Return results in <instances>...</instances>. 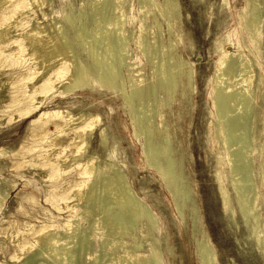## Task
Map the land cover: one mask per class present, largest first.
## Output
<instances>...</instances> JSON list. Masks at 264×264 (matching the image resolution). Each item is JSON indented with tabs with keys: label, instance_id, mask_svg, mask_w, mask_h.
<instances>
[{
	"label": "rangeland",
	"instance_id": "obj_1",
	"mask_svg": "<svg viewBox=\"0 0 264 264\" xmlns=\"http://www.w3.org/2000/svg\"><path fill=\"white\" fill-rule=\"evenodd\" d=\"M15 1L11 0L9 1L10 3H6L0 9V15L7 12L11 13V5ZM92 1L45 0L41 8L35 4H27L29 2L24 0L25 6H19L16 9L17 13L14 16V21L37 19L38 22H52L53 19L57 20V17L63 15L64 9L70 11L68 13L69 19L64 26L67 28V25H69L66 30L67 36L74 45V48H76L78 63H87L91 75H94L99 64L105 61L104 69L110 74L107 81H109V88H112V90L109 88L106 90L103 87L105 83L103 81V84L101 82L97 84L86 83L81 89L75 88L70 92L63 93V95L60 94V88H62L63 84L68 83L69 75L72 73L73 68L69 67L65 63V60H62L55 63V66H51L50 70H41L38 67L39 60L33 57L28 47L25 48L26 46L23 44L25 42V38L21 34L23 25L17 29L10 28L6 39L0 42V53H2L0 54V154H5L4 156H0V195L7 192L0 204V264H28L26 257L32 251H40V254L36 256L34 264L48 263V261H51L49 264H54V262L55 264H62V262L63 264H73L70 258H68L65 249L77 239L76 233L80 234L79 231L86 230L90 231L92 238H90L88 249L92 255L99 252V254L101 253L104 256V259L107 258L105 261L103 259V264H131L127 262L129 261L127 257L131 254L141 255L142 264H151L149 255H152V251H157L160 254L161 264H201L200 258L204 247L203 244L207 241V238L211 243V249L214 251L215 262L217 264H264V251H262L264 250L262 248L264 247V238H261V242L257 239L259 235L261 236V230L264 227V186L262 183L264 181L263 0H259L260 8L254 12L256 13V22L259 24L261 30V32L260 30L258 31V34L259 32L260 34L257 35L256 40L250 37V28H247V23L243 19V12H241V10L243 11L246 8L247 0H176L178 3L179 21L173 24L171 29H168L166 18L161 17L158 10V7H162L163 0H153L156 7L154 6L155 8L153 7L151 12L147 14V23L143 29L139 28L140 22L138 16L140 9L149 8L147 4H135L137 0H121L118 2L120 8L113 6L107 12L108 20H101L97 25L92 22L93 20L90 22L89 19L93 18L89 14H86L87 12H91L90 9L95 2ZM212 6L214 8H210ZM120 14H122V17L118 18V22H115L116 15L119 16ZM10 15H6L4 19L7 20ZM82 15L89 16L90 18H87L86 21ZM218 18L221 19L219 20ZM12 19L11 17L9 20ZM243 20L246 23V28L243 26ZM112 21L113 23H111ZM89 26L90 29L88 28ZM82 28L85 29L83 30ZM244 28L247 32H244ZM78 29L81 31H77ZM237 29H240L239 32ZM177 30L181 32L182 37L180 43L177 42L172 51H170L168 59L173 63L177 62L178 65L173 68H168L165 65L158 74L153 71L150 64L146 61L145 55L147 51L141 50L140 45H146L147 42L151 41H156L158 44L161 42L169 44L170 41L177 39L179 34ZM79 32L82 33L80 34ZM226 33H229L228 36H226ZM83 34L91 35H85L86 38H84ZM81 35H83V38ZM122 36L127 38V43L123 48H120L118 47L117 39L119 40ZM76 37L79 38L77 39ZM108 37H113L116 39V42L113 45L108 44ZM247 37L250 43H248ZM83 39L86 41H83ZM219 41L223 42V46H226L225 49L227 50H241L251 65H249L248 73L240 77L241 67L239 62L237 61L231 66L233 68L232 72H235L234 74L232 73L234 79L241 78L238 81L239 83L234 85L233 92L230 94L231 98L233 97L232 104L234 105L232 115L240 116L247 107L251 108L253 113L251 135L252 145L256 154L251 158L246 151L244 164L241 159L236 161V159H230L228 156L227 152L229 150L238 147L237 143L233 141L235 138L223 141L220 144L222 140L216 139L214 135L213 125L215 123L213 122L218 120L219 113L214 105L216 100L211 93L212 86L209 83V79L217 72L216 59L219 58L218 53H220V48H218L220 43L217 42ZM227 41H230V43H227ZM20 43L22 46L20 51L24 50L21 53L19 51V55L17 47H19ZM234 43L237 48L234 46ZM250 45H257L256 49L254 46L252 49ZM215 46L216 50L213 48ZM88 47L94 49L90 48L88 50ZM254 49L258 50L255 51ZM90 54L93 55L91 56ZM148 54L150 55L149 51ZM258 55L259 57H257ZM133 56L134 59H132ZM214 60H216L215 64ZM136 61H140L143 64L140 69L141 76L145 86L148 84L147 87L150 91L152 103L151 111L145 115L148 123L145 128L140 127L138 120L135 118L136 114L141 112L140 108L137 107V95L134 92L135 86L132 81L135 65L131 63ZM117 62L122 65H118ZM190 63L191 67L189 66ZM137 65L141 64L138 63ZM92 66H96L97 68L93 69ZM184 68L186 69L185 71ZM57 70H60V76L55 74ZM37 71H40V75ZM178 72H182L181 75ZM63 75H65V79H63ZM249 75L251 77L247 85L244 80ZM57 76L62 79L60 78L59 80ZM168 76H172V79H168ZM229 79L231 80L228 77L226 81H229ZM45 84H50V86L48 87ZM237 86L241 88H237ZM248 88L252 90L250 96L244 95V91ZM45 94L47 95L45 96ZM16 95L19 96L18 101L15 100ZM134 99L135 101H133ZM32 100L34 103L31 102ZM130 106L133 109H130ZM237 106L239 107L238 110L236 109ZM27 110L31 111L24 114ZM130 110H133L134 113ZM54 111H64V113L70 111L75 115L80 112H87L89 114L87 120L91 117H97L98 122L91 133L85 136V140L83 141V145H85H82V148L81 146L79 148L78 145L69 144L77 136L78 128L81 124H75V126L73 125L74 127L70 126L67 130L60 129L61 131L57 133L60 128L57 125L61 119L60 117L55 118V116H51ZM40 112H48V114L41 116L42 113ZM39 117L40 119L38 120ZM261 124L263 125L261 126ZM102 128H105L104 142L101 141L100 137V130ZM40 131L43 134L45 132L44 136H49L46 140L47 142L41 143L40 137L42 134ZM133 136L134 138H132ZM55 143L57 145L53 147ZM50 146L52 147L50 148ZM75 147L80 150H77ZM165 147H167V150ZM144 149L146 150L145 152L143 151ZM44 152L46 155L42 154ZM105 152L109 153L106 154L108 157L105 156ZM145 153L148 155L150 163L147 161ZM78 154L79 156H77ZM143 154L144 157H142ZM55 156L57 157L56 159ZM152 156L156 164L153 163ZM225 156L228 157L226 158ZM144 158L146 159L144 160ZM249 160H251L252 164ZM172 161V170L170 172L167 171L168 175L165 167ZM144 162H147V164ZM67 163L68 165L65 166ZM87 163L89 164L87 165ZM104 163H112L115 168L117 167L121 170L124 185L129 187L139 199L138 202L141 201L143 204L141 205L140 202L138 205H135L136 203L133 204L131 211L139 208V213L146 217L144 218L140 214L139 217L141 218L131 217L120 229L121 234L117 237V241H115L116 234L114 231L102 227L94 211L86 213L82 210L84 200H79L76 195L77 188L74 189L78 187L80 181L94 179V176L96 177L99 174V168ZM165 163H167L166 166ZM235 164L247 168L251 167V176L248 181H244L237 174L234 167ZM89 165H93L92 171L88 170ZM147 166L149 167L147 168ZM151 169L155 170V172ZM217 171L222 173L224 186L228 196H230L229 198H231L230 202L233 213L229 211L228 215L221 208L222 201L218 191V182H216L217 176H215L218 173ZM109 173L112 172L109 171ZM231 180L235 181L238 184H236L237 186L249 183L253 184V187H256L259 203L253 209L254 212L252 210L249 211L252 192L240 194L241 199H243V205L245 204V211L246 213L248 212L246 215L249 216L248 218L243 216L239 208V211L237 210L238 203L236 202V194ZM184 190H187V195L181 196L180 194ZM248 195L251 196L248 197ZM192 203H194V207H191ZM140 206H143L144 211L149 209L152 214L151 216L155 220V225H153L155 228L151 226V220L142 211L143 209H140ZM250 212L253 214L249 215ZM73 215L76 217L73 218ZM54 216L61 219H69L71 226L63 227L62 223L56 220ZM77 216H80V219ZM241 216L244 218H240ZM255 217L258 218L257 221ZM147 218L149 220L148 223ZM249 218L251 219L249 220ZM136 219L140 221H136ZM241 220L243 221L242 223ZM50 223H53L66 236L65 241L62 242L63 244L61 243L59 255L55 256L57 259L50 255L46 248L37 245L32 248L33 250H29V252L23 255L28 250H21L19 247L20 243L26 239H31L32 234L39 226ZM30 224L33 225V228L30 231H26V225ZM146 224L147 226L148 224L151 226L150 229L149 226L146 227ZM247 225H249V228H247ZM255 225L257 228H255ZM73 228L76 231L74 234L70 232ZM19 231H23L24 233L20 234ZM250 231L252 234L254 233L253 236ZM109 237L111 238L108 241ZM253 240H255L254 243ZM137 243H141V245H138L140 246L138 248L136 247ZM149 243L151 246H149ZM254 244L257 246L262 244V246H258L261 250ZM152 246L154 247L152 248ZM259 251H261V255H258ZM148 257L150 260H146Z\"/></svg>",
	"mask_w": 264,
	"mask_h": 264
},
{
	"label": "bare ground",
	"instance_id": "obj_2",
	"mask_svg": "<svg viewBox=\"0 0 264 264\" xmlns=\"http://www.w3.org/2000/svg\"><path fill=\"white\" fill-rule=\"evenodd\" d=\"M9 1L11 0H0V9L6 4V3H10ZM29 2L27 4H35L36 6L38 7H41L43 6L45 0H26V2ZM95 1L93 3V6L92 8L90 9L91 12L90 13H86V14H89L91 18L93 19H89L90 17L88 16H84L85 17V20L87 21V18L90 20H93L92 22L94 24H99L101 22V20H108V14L107 12L109 10H111V8L114 6H117V8H120V4L118 2H120L121 0H93ZM92 1V2H93ZM135 1V0H134ZM224 1V0H223ZM244 1V0H243ZM264 2V0H263ZM90 3V2H89ZM142 4L144 5L147 4L149 6V8L147 9V7L143 8L142 10L140 9V13H139V16H138V20L140 22V27L141 29L145 28V24L147 23V14H149L152 10V8L155 6V3L153 0H137V2L135 4ZM215 3V2H214ZM213 3V4H214ZM211 4V3H210ZM218 4V3H217ZM216 4V5H217ZM130 5V4H129ZM212 5V4H211ZM210 5V6H211ZM246 5V3H245ZM21 7V6H25V3H24V0H16L12 5H11V13L7 12V13H3L0 15V42L5 40L6 37H7V34H8V30L10 28H18L20 26H22V29H21V34L24 36L25 38V42L23 43L28 49L30 50V53L33 57H35L38 61V64L40 67L41 70H44L45 69H51L50 67L51 66H55L54 64L59 62V61H62V60H65V63L70 67L73 68V71L72 73L69 75V80H68V83L66 84H63L62 88H60V94L63 95V93L65 92H70L72 91L73 89L75 88H82L85 86L86 83H92V84H97L98 82H105L103 85V87H105L106 90H108V88L110 87V85L108 84L109 81H107V78L110 74H108L109 72L106 71L104 69V63L105 61H103L102 63L99 64V67L97 70H95V74L91 75V71L89 70V65L86 63V64H79L78 61H77V58H76V48H74V45L72 44V42L69 40L68 36H67V28L69 27V25H67L68 27L65 28V24L67 23V20L69 19L68 17V13L70 11H67L64 9L63 11V15L62 16H59L57 17L58 19H53L52 22H49V21H44V22H38L37 19H29L28 21H25V20H16L14 21L15 19V14L17 13L16 9L18 7ZM88 6V5H87ZM214 6V5H213ZM210 7V8H216V6L214 7ZM225 6V5H224ZM29 7V6H28ZM156 7V6H155ZM154 7V8H155ZM226 7H227V4H226ZM138 8V7H137ZM243 8V7H242ZM241 8V9H242ZM260 8V3H259V0H247V6L245 8V10H241V12H243V19L246 21L247 23V28L249 27L250 28V32H251V38L252 39H255L256 40V37H258L257 35L260 34L261 30H260V27H259V24L256 22V17H255V14L254 13L257 9ZM29 9V8H28ZM80 9V8H79ZM41 10V9H40ZM89 10V11H90ZM155 10V9H154ZM158 10L160 12V15L161 17H165L166 21H167V25H168V29H171L173 24L175 23H178L179 21V12H178V3L176 0H163V4H162V7H158ZM212 10V9H211ZM24 11V10H23ZM39 11V10H38ZM215 11H217V9H215ZM129 12V11H128ZM212 12V11H211ZM218 12V11H217ZM77 13V12H76ZM240 13V12H239ZM10 15V17L5 20L4 18L6 17V15ZM74 14V13H72ZM85 14V12H84ZM92 14V15H91ZM119 14V13H118ZM159 14V13H158ZM215 14V13H214ZM213 14V15H214ZM58 15V13H57ZM13 18L12 20H9L10 18ZM80 17V16H79ZM77 17V18H79ZM122 17V14H120L119 16L116 15V18H115V22H118V18H121ZM153 17V16H151ZM242 17V15H241ZM45 18V17H43ZM127 18V17H126ZM130 18V17H129ZM125 19V18H124ZM162 19V18H161ZM219 19V18H218ZM221 19V18H220ZM219 19V20H220ZM76 20V19H75ZM78 20V19H77ZM153 20V19H152ZM163 20V19H162ZM161 20V21H162ZM225 20V19H224ZM244 20L242 23H244ZM260 20V19H259ZM125 21V20H124ZM164 21V20H163ZM71 22V20H70ZM73 22V20H72ZM75 22V21H74ZM79 23V20L77 21ZM83 22V21H82ZM209 22V21H208ZM240 22V21H239ZM261 22V20H260ZM263 22V21H262ZM113 23V21L111 22ZM218 24V22H216ZM244 23V27H245V24ZM72 24V23H71ZM108 24V23H107ZM120 24V23H119ZM75 25V24H73ZM78 25V24H77ZM82 25V24H81ZM80 26V24H79ZM78 26V27H79ZM85 26V25H84ZM93 26V25H92ZM71 27V26H70ZM75 27L77 28V26L75 25ZM83 27V26H82ZM90 29V26L88 27ZM107 28V27H106ZM159 28V27H158ZM165 28V27H164ZM246 28V27H245ZM244 28V32H247ZM81 29V28H80ZM83 30L85 28H82ZM96 29V28H94ZM110 29V28H108ZM158 30V29H157ZM235 30V29H233ZM238 30V29H237ZM240 30V29H239ZM238 30V32H239ZM243 30V29H241ZM248 30V29H247ZM260 30L259 34H258V31ZM77 31H81V30H77ZM178 31V37L177 39H174L172 41L169 42V44H164V43H160L158 44L156 41H151V42H147L146 45H140V48L141 50H146V61L150 64L151 68L153 69L154 72H161L160 70L162 68L165 67V65H167L168 68H173L175 67L177 64V62L173 63L172 61H170L168 59V56H169V53L170 51H172V49L175 47L176 43L179 42L180 43V40H181V37L182 35L180 34L181 32L179 30ZM83 32V31H82ZM81 32V33H82ZM87 32V31H85ZM104 32V31H103ZM152 32V31H150ZM229 32V31H227ZM80 33V32H79ZM80 33V34H81ZM89 33V31H88ZM91 33H92V30H91ZM117 33V32H116ZM121 33V32H120ZM225 33V32H224ZM223 33V35H224ZM77 35V33H75ZM119 34V33H118ZM125 34V33H124ZM133 34V33H132ZM131 34V36H132ZM141 34V33H140ZM176 34V33H175ZM228 36L229 33H226ZM245 34V33H244ZM243 34V35H244ZM75 35V36H76ZM84 36L85 35H89V34H83ZM81 35V37L83 36ZM91 35V34H90ZM89 35V36H90ZM93 35V34H92ZM120 35V34H119ZM137 36V34H135ZM146 35V33H145ZM144 35V36H145ZM248 35V34H247ZM80 36V35H79ZM88 36V37H89ZM135 36V37H136ZM139 36V35H138ZM153 36V35H151ZM174 36V34H173ZM225 36V38H226ZM234 36V35H233ZM237 36V35H236ZM103 37V36H102ZM142 37V36H141ZM77 38V37H76ZM75 38V39H76ZM79 38V37H78ZM77 38V39H78ZM83 38V37H82ZM82 38H80L82 40ZM86 38V36L84 37ZM138 38V37H137ZM136 38V39H137ZM150 38V37H149ZM223 38V37H222ZM231 38H232V35H231ZM248 38V37H247ZM246 38V39H247ZM155 39V38H154ZM221 39V38H219ZM20 40V39H19ZM93 40V39H92ZM177 40V41H176ZM228 40V39H226ZM230 40V38H229ZM243 40V39H242ZM248 40V43L249 42V38L247 39ZM258 40V39H257ZM16 41V40H15ZM14 41V42H15ZM83 41H86L83 39ZM91 41V40H89ZM107 41H108V44L110 45H113L115 42H116V39H114L113 37H108L107 38ZM224 41V39H223ZM18 42V41H17ZM92 42V41H91ZM230 43V41H227V43ZM234 42V41H233ZM254 42V41H253ZM22 43V41H21ZM21 43L19 44V47H17L18 49V54H19V51L21 49ZM82 43V42H81ZM80 43V44H81ZM84 43V42H83ZM100 43V41H99ZM117 43H118V47L120 48H123L126 43H127V38L122 36L121 38H119V40L117 39ZM134 43V41H133ZM217 43H220L219 44V47L220 50L218 53L219 54V58L214 60V64H215V61L217 63V72L209 79V83H211V93L213 95V97L215 98V108L217 110V112L219 113V118L218 120H216V122H213L215 123L213 126H214V135L216 137V139H220L222 140V142L220 144L223 143V141H227V140H232L233 138V141H235L238 145L237 148L233 149V150H229L227 153H228V156L229 158H233V159H236V161H238V159H241L243 164H244V157H245V152L250 155V157L252 158L256 152H255V149L253 148V145H252V135H251V130H252V125H253V113L251 111V108L247 107L246 110L240 115V116H234L232 115V113L234 112V105L232 104L233 101H232V98L230 96V94L233 92V87L234 85L237 83H239L238 81L241 79L239 78L240 76L244 75L245 73H248L249 71V62L247 61L246 59V55L241 52V50H237V51H231V50H227L225 49V47L223 46V42L219 41ZM244 43V42H243ZM16 44V43H15ZM86 44V43H84ZM87 44L89 45L88 41H87ZM86 44V45H87ZM140 44V43H139ZM153 47H152V45ZM235 44V43H234ZM233 44V45H234ZM242 44V43H241ZM255 44V42H254ZM83 45V44H82ZM91 45V44H90ZM95 45V44H94ZM97 45V44H96ZM103 45V44H102ZM217 45V44H216ZM227 45V44H226ZM246 45V44H244ZM92 46V45H91ZM218 46V45H217ZM236 47V44L234 45ZM251 46V45H250ZM254 48L256 49V46L257 45H253ZM253 46H251V48L253 49ZM87 47V46H86ZM191 47V46H190ZM229 47V46H227ZM232 47V46H230ZM234 47V48H235ZM243 47V45H242ZM89 48V49H88ZM87 49L90 50L91 47H88ZM117 48V47H116ZM139 48V47H138ZM215 48L216 50V46L213 47ZM217 48V50H218ZM237 48V47H236ZM91 49H94V48H91ZM229 49V48H228ZM248 49V48H247ZM254 49V50H255ZM24 50V49H23ZM21 50V51H23ZM213 50V51H215ZM234 50V49H233ZM258 50V49H257ZM255 50V51H257ZM20 51V53H21ZM148 51L150 53V55L148 54ZM93 52V51H92ZM216 52V51H215ZM248 52V51H247ZM90 53V52H89ZM2 54V53H0ZM4 54V53H3ZM15 54V53H14ZM124 54V53H123ZM20 55V54H19ZM30 55V54H29ZM87 55V54H86ZM91 56L93 54H90ZM120 55V54H119ZM126 55V54H125ZM256 55V54H255ZM90 56V57H91ZM198 56V55H197ZM217 56V55H216ZM87 57V56H86ZM122 57V56H121ZM124 57V56H123ZM259 57V55L257 56ZM18 58V57H17ZM94 58V57H93ZM98 58V57H97ZM118 58V57H116ZM15 59V58H13ZM21 59V58H20ZM31 59V58H30ZM29 59V60H30ZM91 59V58H90ZM134 59V56L133 58ZM23 60V59H22ZM136 60V58H135ZM18 61V60H16ZM92 61V60H91ZM118 61V60H117ZM119 61H121L119 59ZM239 62L240 64V75L238 78H235L233 77V73L232 70L233 68L231 67L233 64H235V62ZM255 61V60H254ZM132 62V61H131ZM251 62V61H250ZM64 63V62H63ZM92 63V62H91ZM94 63V62H93ZM138 63H140L141 65H137ZM181 63V62H180ZM256 63V61H255ZM117 64L119 65L120 63L117 62ZM133 65H135V68L133 70V75H132V81H133V85L135 86L134 88V92L136 93L137 95V107L140 108V113L139 114H136L135 118L138 120V125L140 127H147L148 123L146 121V117L145 115L151 111L152 109V103H151V100H150V91H149V88L147 87L148 84H144L143 80H142V76H141V68H142V63L139 61V62H133L131 63ZM122 65V64H120ZM191 65V63L189 64V66ZM258 65V64H257ZM63 66V65H62ZM180 66V64H179ZM237 66V65H236ZM251 66V65H250ZM93 69L96 67L92 66ZM191 67V66H190ZM36 68V67H34ZM71 68V69H72ZM97 68V67H96ZM186 68V67H185ZM184 68V71L186 70ZM189 68V67H188ZM235 68V67H234ZM38 69V68H37ZM118 69V68H117ZM181 69V68H180ZM179 69V70H180ZM237 69V68H236ZM113 70V69H112ZM111 70V71H112ZM43 71V72H44ZM47 71V70H46ZM216 71V69H215ZM33 72V71H32ZM35 72V71H34ZM38 74L40 73V71H37ZM36 72V74H37ZM51 72V71H50ZM66 72V70H65ZM120 72V71H119ZM183 72V71H182ZM182 72H178L179 75H181ZM31 73V71H30ZM42 73V72H41ZM93 73V72H92ZM195 73V72H194ZM193 73V74H194ZM233 73V74H232ZM25 74V73H24ZM32 74V73H31ZM54 74V73H53ZM56 75L60 76V70H57ZM62 74V73H61ZM159 74V73H158ZM184 74V73H183ZM256 74V73H255ZM35 75V73H34ZM40 75V74H39ZM122 75V74H121ZM186 75V74H184ZM211 75V74H210ZM57 76V77H58ZM62 76V75H61ZM67 76V75H66ZM115 76V75H114ZM187 76V75H186ZM185 76V77H186ZM236 76V75H235ZM253 76V75H252ZM30 77V76H29ZM34 77V76H33ZM56 77V79H57ZM65 75H63V79ZM116 77V76H115ZM170 77V78H169ZM172 76H168V79H172L171 78ZM231 78V80L229 79V81L226 79L227 78ZM250 75L248 76L247 79H245L244 81L246 82V84L248 85L249 82H250ZM32 78V76H31ZM59 78V77H58ZM61 78V77H60ZM59 78V80H60ZM112 78V77H111ZM122 78V76H121ZM126 78V77H125ZM209 78V77H208ZM233 78V79H232ZM62 79V78H61ZM154 79V77H153ZM115 80V79H114ZM119 80V79H118ZM207 81V80H206ZM205 81V82H206ZM27 82V81H25ZM32 82V81H31ZM65 82V81H64ZM112 82V81H111ZM243 82V81H242ZM29 83V82H28ZM63 83V82H62ZM114 83V82H113ZM112 83V84H113ZM100 84V83H99ZM121 84V83H119ZM46 85V84H45ZM60 85V84H59ZM114 85V84H113ZM112 85V86H113ZM189 85V83H188ZM46 86H50V84H47ZM101 86V85H100ZM185 86V85H184ZM243 86V85H242ZM258 86V85H257ZM56 87V86H55ZM60 87V86H59ZM114 87V86H113ZM151 87V86H150ZM156 87V85H155ZM192 87V86H191ZM240 87V86H239ZM237 86V88H239ZM255 87V86H254ZM11 88V87H10ZM236 88V87H235ZM241 88V87H240ZM110 90H112V88H109ZM164 89V88H163ZM168 89V88H167ZM53 91V90H52ZM114 91V90H113ZM128 91V90H127ZM163 91V90H162ZM252 90L251 89H246L244 91V95H247V96H250L251 95V92ZM132 92V91H131ZM157 92V90H156ZM165 92V91H164ZM180 92V91H179ZM190 92V91H189ZM240 92V91H239ZM50 93V92H49ZM163 93V92H162ZM48 94V93H47ZM45 94V96L47 95ZM59 94V95H60ZM129 94V93H128ZM131 94V93H130ZM158 94V93H156ZM168 94V93H167ZM172 94V93H171ZM26 95V94H25ZM58 95V94H57ZM39 96H42V95H39ZM122 96V94H121ZM129 96V95H128ZM168 96V95H167ZM252 97V96H251ZM124 98V97H123ZM133 98V97H132ZM131 98V100H132ZM130 99V97H129ZM162 99V98H161ZM211 99V97H210ZM250 99V98H249ZM16 101L19 100V96L16 95V98H15ZM121 100L124 101V99L121 98ZM126 100V99H125ZM154 100V99H153ZM159 100V99H158ZM135 101V99L133 100ZM33 102V100L31 101ZM161 102V101H160ZM236 102V101H235ZM252 102V101H251ZM254 102V101H253ZM34 103V102H33ZM126 103V101H125ZM132 103V102H130ZM129 103V104H130ZM157 103V101H156ZM40 104V103H39ZM135 104V103H134ZM250 105H254V104H250ZM249 105V106H250ZM39 106V105H38ZM134 107V106H133ZM129 108V107H128ZM132 108V106H130V109ZM135 108V107H134ZM214 109V107H212ZM211 108V109H212ZM238 106H237V110H238ZM253 108V107H252ZM33 109V108H32ZM133 109V108H132ZM255 109V108H254ZM206 110V109H205ZM31 110H27L25 113H28L30 112ZM128 111V110H127ZM126 111V112H127ZM131 112L133 110H130ZM209 111V110H208ZM207 111V112H208ZM214 111V110H213ZM42 113V112H40ZM134 113V111H133ZM48 112H44L41 114V116H44V115H47ZM208 114V113H207ZM215 114V113H214ZM21 115V114H20ZM40 116V117H41ZM50 116V114H49ZM48 116V117H49ZM51 116H55L56 117H60V121H59V124L57 126H59V130L57 131V133H59L61 130L60 129H68V127L72 126L74 127L75 124H81L79 126V130H78V134L75 138H73L71 141H70V145H78L79 148L81 146L82 148V145H83V141L85 140V136L89 135L91 133V131L94 129V126L96 125V123L98 122L97 120V117H91L87 120V118L89 117V114L87 112H80L79 114L75 115L73 114L72 112L68 111V112H61V111H54ZM95 116V114H94ZM131 116V115H130ZM133 116V115H132ZM40 117L38 118V120L40 119ZM47 117V116H46ZM58 119V118H57ZM55 120V119H54ZM150 122V120H149ZM55 123V122H53ZM56 124V123H55ZM53 124V125H55ZM132 124V123H131ZM74 125V126H73ZM263 124H261L262 126ZM260 126V127H261ZM264 126V125H263ZM41 127V126H39ZM56 127V126H55ZM101 127V126H100ZM152 127V126H151ZM150 127V128H151ZM49 128V127H48ZM58 128V127H57ZM132 128V127H131ZM142 128V129H143ZM263 128V127H262ZM44 130V129H43ZM49 130V129H48ZM55 130V129H54ZM45 131V130H44ZM133 131V130H132ZM156 131V129H155ZM41 132V131H40ZM147 132V131H146ZM254 132V131H253ZM37 133V131H36ZM39 133V132H38ZM56 133V132H55ZM54 133V134H55ZM140 133V132H139ZM42 134V135H41ZM41 137H40V140H41V143L45 142L49 136H44V134L41 132ZM52 134V133H51ZM62 134H63V131H62ZM146 134V133H145ZM253 134V133H252ZM53 135V134H52ZM60 135V134H59ZM164 135V134H163ZM262 135V134H261ZM138 136V135H137ZM146 136V135H144ZM100 137H101V141L104 142V139H105V128H102L100 130ZM214 137V136H213ZM134 138V136L132 137ZM51 139V138H50ZM142 139V137H141ZM145 139V138H144ZM167 139V138H166ZM136 140V139H135ZM147 140V139H146ZM168 140V139H167ZM47 142V141H46ZM262 142V141H261ZM101 143V142H100ZM148 143V142H147ZM156 143V142H155ZM257 143V142H256ZM255 143V144H256ZM146 144V143H145ZM57 144H53V147H55ZM85 145V144H84ZM83 145V146H84ZM143 145V144H142ZM258 145V143H257ZM256 145V146H257ZM225 146V145H223ZM259 146V145H258ZM257 146V147H258ZM52 146H50L51 148ZM68 147V146H67ZM144 147V146H143ZM255 147V146H254ZM260 147V146H259ZM57 148V147H56ZM76 148V147H75ZM112 148V146H111ZM166 150H167V147H165ZM164 148V149H165ZM225 148V147H224ZM233 148V147H232ZM54 149V148H53ZM52 149V150H53ZM77 149V148H76ZM84 149V148H83ZM147 149V148H146ZM151 149V148H150ZM77 150H80V149H77ZM109 150V149H108ZM142 150V149H141ZM154 150V149H153ZM169 150V149H168ZM4 151V150H3ZM1 151V152H3ZM68 151V150H67ZM144 152L146 151L145 149L143 150ZM150 151V150H149ZM225 151V150H224ZM15 152V151H14ZM78 152V151H77ZM90 152V151H89ZM109 152V151H108ZM108 152H105V156H107L106 154H109ZM80 153V152H79ZM92 153V151H91ZM42 154H45L42 153ZM61 154V153H60ZM77 154V153H76ZM90 154V153H89ZM94 154V153H93ZM112 154V153H111ZM142 154V153H141ZM149 154V153H148ZM152 154H154V152H152ZM167 154V153H166ZM4 156L5 154H0V156ZM46 155V154H45ZM150 155V154H149ZM226 155V154H225ZM247 155V156H248ZM61 156V155H60ZM79 156V154L77 155ZM148 155H146L145 153V157L148 159L147 157ZM227 156V157H228ZM81 157V156H80ZM91 158V156H89ZM108 157V156H107ZM142 157H144V154L142 155ZM165 157V156H164ZM167 157V156H166ZM171 157V156H170ZM226 157V156H225ZM226 157V158H227ZM57 157L55 156V159ZM106 158V157H105ZM144 158V160L146 159ZM155 158V156H154ZM225 158V159H226ZM249 158V156H248ZM72 159V158H71ZM77 159V158H76ZM107 159V158H106ZM142 159V158H141ZM152 159H153V156H152ZM222 159V158H221ZM250 159V158H249ZM75 160V159H74ZM108 160V159H107ZM172 160V159H171ZM68 161V160H66ZM147 161H149L150 163V160L148 159ZM157 161V160H156ZM91 162V161H89ZM143 162V161H142ZM152 162V161H151ZM167 162V161H166ZM227 162V160H226ZM249 162H251V160H249ZM147 164V162H144ZM148 163V164H149ZM153 163H154V159H153ZM168 163V162H167ZM165 163V166L166 164ZM89 163H87L88 165ZM156 164V162L154 163ZM250 164V163H249ZM252 164V162H251ZM250 164V166H251ZM255 164V163H254ZM262 164V163H261ZM68 163L65 165L67 166ZM98 165V164H97ZM152 165V164H151ZM149 165V166H151ZM172 165H173V161L172 162H169L168 166L165 167V171L167 173L170 172L172 170ZM236 165V164H235ZM235 169L237 171V174L242 177V179L244 181H248L250 176H251V170L245 166H240V165H236ZM259 165V164H258ZM143 166V165H142ZM146 166V165H145ZM147 166V168L149 167ZM228 166V164H227ZM248 166V165H247ZM262 166V165H261ZM153 167V165H152ZM215 167V166H214ZM223 167V166H222ZM146 168V167H145ZM216 168V167H215ZM263 168V167H261ZM61 169V168H60ZM155 169V168H153ZM52 170V169H51ZM88 170L89 171H92L93 170V165H89L88 166ZM152 170V169H151ZM157 170V169H155ZM155 170L153 172H155ZM224 170V169H223ZM53 171V170H52ZM51 171V173H52ZM99 174L95 177L94 176V179H91V180H82L80 181V184L78 185V187H75L74 189H76V195L77 197L80 199H83L84 200V204H83V207H82V210L85 211L86 213L87 212H90V211H94V214L96 215V217L98 218V221L99 223L101 224L102 227H106V228H109L110 230L114 231V233L116 234V239L115 241H117V237L120 236L121 234V228L124 226V224L130 220L131 217H139V208L135 209V211H131V207L133 206V204L135 205H138V203L140 202L141 205L142 202L139 201L138 202V198L133 194V192L131 191V189H129V187H127L126 185H124V182H123V176H122V172L119 168H115L114 164L112 163H104L102 164V167L99 168ZM112 172V173H109ZM234 171V170H233ZM262 171V169H261ZM88 172V171H87ZM156 172H159V171H156ZM215 172V171H214ZM218 172V171H217ZM216 172V173H217ZM230 172V171H229ZM83 173V172H82ZM160 173V172H159ZM165 174V173H164ZM168 174V173H167ZM172 174V172H171ZM236 174V173H235ZM85 175V174H84ZM83 175V177H84ZM161 175V174H160ZM163 175V174H162ZM169 175V174H168ZM230 175V174H229ZM254 175V174H253ZM261 175V174H260ZM49 176V175H48ZM217 185H218V191L220 193V196H221V201H222V210L223 212L227 215H228V212L230 211L231 213L232 212V206H231V198H229L230 196H228V193H227V190L224 186V180H223V176H222V173L218 172L217 175ZM93 177V176H92ZM168 177V176H167ZM228 178V176H226ZM263 177V176H262ZM176 178V177H175ZM238 178V177H237ZM177 179V178H176ZM236 179V178H235ZM214 180V179H213ZM262 180V179H261ZM264 180V179H263ZM167 181V180H166ZM232 181V180H231ZM126 182V181H125ZM228 182V181H227ZM174 183V182H173ZM229 183V182H228ZM247 183V182H246ZM263 183V186H264V181H262ZM227 184V183H226ZM232 184H233V188H234V191H235V194H236V202L238 203V207H237V210L239 211L240 209V212L243 214L244 217H249V216H246L247 213L245 211V204L243 205V199H241L240 197V194L241 193H247V192H252V198H251V205H249L248 209L249 211L253 209H255L258 205V193L256 192V187H253L251 184L247 183L246 185H243L242 186H237L238 184L235 183V181H232ZM237 184V185H236ZM245 184V183H244ZM255 184V183H254ZM229 185V184H228ZM262 185V184H261ZM167 187V186H166ZM174 187V186H173ZM176 187V186H175ZM231 188V186H229ZM169 190V189H168ZM174 190H176L174 188ZM232 190V189H230ZM264 190V189H263ZM178 192V191H177ZM7 192L3 193L2 195H0V204L2 203L4 197L6 196ZM264 194V193H263ZM75 195V194H74ZM75 195V196H76ZM181 196H185L187 195V190H184L181 194ZM246 196V195H245ZM251 196V195H250ZM248 195V197H250ZM235 197V196H234ZM233 198V197H232ZM247 200V199H246ZM81 201V200H80ZM83 202V201H82ZM235 202V203H236ZM246 202V201H245ZM78 203V202H77ZM248 203V202H246ZM3 205V204H2ZM78 205V204H76ZM145 205V204H144ZM235 205V206H237ZM248 205V204H247ZM63 206V205H62ZM234 206V207H235ZM75 207V206H74ZM137 207V206H135ZM141 207V206H140ZM143 207V206H142ZM140 208L141 210L143 208ZM191 207H194V203H192V206ZM264 207V206H263ZM2 208V207H1ZM239 208V209H238ZM262 208V207H261ZM134 209V208H133ZM247 209V211H248ZM79 210V209H78ZM81 210V211H82ZM75 211V210H74ZM144 211V209L142 210ZM177 211V210H176ZM79 212V211H78ZM77 212V214H78ZM146 213V216L151 220L152 224L151 226L155 225V220H154V217L151 216V212L149 211V209L145 210L144 211ZM142 212V213H144ZM175 212V211H174ZM254 212V211H253ZM257 213V211H255ZM81 213V212H80ZM241 213H239L241 215ZM252 212H250L249 215H251ZM253 214V213H252ZM83 215H84V212H83ZM94 215V216H95ZM142 217L146 218L145 216H143V214H140ZM145 215V214H144ZM193 215V214H192ZM226 215V216H227ZM230 215V213H229ZM262 215V214H261ZM90 216V215H89ZM255 216V215H254ZM253 216V217H254ZM76 217L73 215V218ZM79 217L80 219V216H77ZM232 217V216H231ZM244 217H240V218H244ZM252 217V218H253ZM257 217H259V215H257ZM257 217H255V220L257 221ZM54 218L56 220H59L60 223H62L61 225L63 227H66V226H71L70 224V220L69 219H65V218H57L54 216ZM92 218V217H91ZM141 218V217H139ZM143 218V219H144ZM148 218L146 219L147 220V223H148ZM251 218H249L250 220ZM74 220H77V219H74ZM135 220V219H134ZM229 220H231L229 218ZM254 220V222H256ZM262 220V218H261ZM79 221V220H77ZM136 221H140L138 219H136ZM245 221V220H244ZM32 222V221H31ZM92 222V221H91ZM94 222V221H93ZM95 222H96V219H95ZM150 222V223H151ZM231 222H233V220H231ZM243 221L241 220V223ZM248 220L245 222L247 224ZM136 223V222H135ZM249 223H252V222H249ZM248 223V224H249ZM257 223V222H256ZM235 224V223H233ZM237 225V224H236ZM254 225V224H252ZM260 225V224H259ZM145 226V225H144ZM149 226V224H148ZM147 224H146V227H148ZM149 226V229L150 227ZM245 226V225H244ZM249 228V225H247ZM26 231H30L32 228H33V225H26ZM86 227V226H85ZM136 227V226H135ZM154 227V226H153ZM246 227V226H245ZM253 227V226H252ZM262 227V226H261ZM129 228V227H128ZM131 228V227H130ZM155 228V227H154ZM255 228L256 225H255ZM63 229V228H62ZM68 229V228H67ZM85 229V228H84ZM93 230V228H91ZM252 229V228H251ZM250 229V230H251ZM261 229V228H260ZM71 230V229H70ZM96 230V229H95ZM100 230V229H99ZM148 230V229H147ZM153 230V228H152ZM158 230V229H157ZM65 231V230H64ZM155 231V230H154ZM249 231V230H247ZM253 231V229H252ZM261 236L259 235L258 236V240H260L261 242V238H264V227L263 229L261 230ZM20 232V231H19ZM18 232V233H19ZM23 232V231H22ZM22 232H20V234H23ZM72 234H74L76 231H75V228H73L71 231H70ZM101 232V231H100ZM130 232V231H129ZM256 232V231H254ZM27 233V232H26ZM80 234H77L76 235L78 236L77 239L74 241L73 237V243L70 244V246H68L66 249H65V252L68 254V258H70V260L72 261L73 264H103V262L107 259H104L103 255L99 252L96 253L95 255H92L89 251V243H90V238H91V234H90V231L89 230H86V231H79ZM134 233V232H133ZM140 233V232H139ZM251 233V231H250ZM65 233L62 234V231H60L59 228H57L53 223L51 224H47V225H41L39 226L35 232L32 234L31 236V239H26L24 241H22L20 243V248L21 250L25 251V250H28L26 252H24L23 255H25V253L29 252V250H33L32 248H34L35 245L37 246H43L44 248H46L50 255H52L53 257L59 255L60 251H61V243L63 241H65L66 239V236L64 235ZM70 234V235H72ZM124 234V233H123ZM153 234V233H152ZM158 234V233H157ZM254 234V233H253ZM253 234L251 233V235L253 236ZM15 235V234H14ZM17 235V234H16ZM142 235V234H141ZM248 235V234H247ZM98 236V235H97ZM126 236V235H125ZM143 236V235H142ZM108 237V236H107ZM152 237V236H151ZM248 237V236H247ZM255 237V236H254ZM71 238V237H70ZM104 238V237H103ZM111 237H109L108 241L110 240ZM131 238V236H130ZM144 238V237H143ZM251 238V237H250ZM16 239V238H15ZM69 239V237H68ZM71 239V240H72ZM92 239V238H91ZM101 239V237H100ZM105 239V238H104ZM119 239V238H118ZM135 239V238H134ZM247 239V238H246ZM256 239V238H255ZM99 240V239H98ZM102 240V239H101ZM113 240V238H112ZM136 240V239H135ZM139 240V239H138ZM249 240V239H247ZM252 240V239H250ZM94 241V240H93ZM255 240H253V243H254ZM69 242V240H68ZM67 242V243H68ZM100 242V241H99ZM156 242V240H155ZM259 242V243H260ZM106 243V242H105ZM153 243V242H151ZM159 243V242H158ZM63 244V243H62ZM115 244V243H113ZM141 245V243H137V248L140 247L138 245ZM263 244V243H262ZM262 244H260L262 246ZM93 245V244H92ZM96 245V244H95ZM118 245V244H117ZM154 245V244H153ZM162 245V244H161ZM204 247H203V251H202V254H201V264H217V262H215V254H214V251L211 249V243L209 241V239L207 238V241H205V243L203 244ZM255 245V244H254ZM258 245V246H260ZM113 246V245H112ZM149 246L150 243H149ZM148 246V247H149ZM257 246V245H255ZM257 246V247H258ZM264 246V245H263ZM62 247H65V246H62ZM117 247V246H116ZM128 247V245H127ZM132 247V246H131ZM147 247V248H148ZM154 246H152L153 248ZM158 247V246H157ZM156 247V248H157ZM161 247V246H160ZM256 247V248H257ZM135 248V249H137ZM254 248V247H253ZM259 248V247H258ZM257 248V249H258ZM264 248V247H262ZM141 249V248H140ZM36 250V248H35ZM99 250V249H98ZM133 250V249H132ZM150 250V249H149ZM159 251V249H157ZM256 250V249H255ZM259 250H261L259 248ZM106 251V250H105ZM264 251V250H262ZM21 252V251H20ZM102 252V250H101ZM260 253H258V255L260 254L261 255V251H259ZM140 253V252H139ZM150 253V252H149ZM40 254V251H32L30 254L27 255L26 257V262L28 264H34L35 263V259H36V256H38ZM43 254V253H41ZM108 254V253H107ZM152 255H149V257L151 258L150 260V263L151 264H161V260H160V254L157 252V251H152L151 253ZM22 255V254H21ZM63 255V254H61ZM264 255V254H263ZM262 255V256H263ZM46 256V255H45ZM125 256V255H124ZM47 257V256H46ZM66 257V256H65ZM106 257V256H105ZM258 257V256H257ZM25 258V257H24ZM56 258V257H55ZM63 258V256H62ZM128 260L130 261H127L128 263H131V264H142L141 263V255H138V254H131V255H128ZM126 258V260H127ZM262 258V257H261ZM48 259V258H47ZM57 259V258H56ZM58 259H59V256H58ZM66 259V258H65ZM104 259V261H103ZM109 259V258H108ZM263 259V258H262ZM38 260V259H37ZM68 260V259H67ZM119 260V259H118ZM145 260V259H143ZM64 261V259H63ZM70 261V262H71ZM82 261V262H81ZM49 262L51 261H48V263H42V264H49ZM80 262V263H78ZM146 262V261H145ZM25 263V262H24ZM112 263V262H111ZM55 264V262H54ZM63 264V262H62ZM69 264V263H68ZM105 264V263H104ZM198 264V263H197Z\"/></svg>",
	"mask_w": 264,
	"mask_h": 264
}]
</instances>
